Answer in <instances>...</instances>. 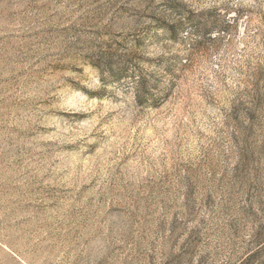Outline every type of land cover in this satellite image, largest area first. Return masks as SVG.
Instances as JSON below:
<instances>
[{
  "label": "rangeland",
  "instance_id": "obj_1",
  "mask_svg": "<svg viewBox=\"0 0 264 264\" xmlns=\"http://www.w3.org/2000/svg\"><path fill=\"white\" fill-rule=\"evenodd\" d=\"M0 264H264V0H0Z\"/></svg>",
  "mask_w": 264,
  "mask_h": 264
}]
</instances>
